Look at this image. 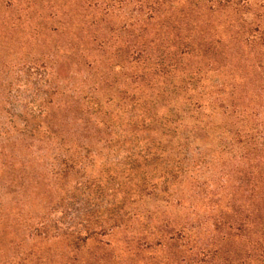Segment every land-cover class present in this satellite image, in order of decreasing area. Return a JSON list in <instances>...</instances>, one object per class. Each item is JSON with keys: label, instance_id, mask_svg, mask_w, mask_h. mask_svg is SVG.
Masks as SVG:
<instances>
[{"label": "trees", "instance_id": "16d2710c", "mask_svg": "<svg viewBox=\"0 0 264 264\" xmlns=\"http://www.w3.org/2000/svg\"><path fill=\"white\" fill-rule=\"evenodd\" d=\"M6 69L47 88L24 106L31 116L64 117L42 140L37 121L0 123V264H264V0H0L3 107L16 85ZM50 141L71 152L49 173L71 184L58 189L66 229L55 205L7 208L26 192L23 170L45 164L49 148L34 144ZM169 203L190 216L160 221ZM113 234L125 236L102 241ZM52 242L62 250L43 249Z\"/></svg>", "mask_w": 264, "mask_h": 264}, {"label": "rangeland", "instance_id": "374dc122", "mask_svg": "<svg viewBox=\"0 0 264 264\" xmlns=\"http://www.w3.org/2000/svg\"><path fill=\"white\" fill-rule=\"evenodd\" d=\"M54 42H57V40H55ZM54 43H52L50 46H53ZM14 59L16 60V58L14 57ZM7 71V76L5 77V79L3 81H6V83H11L13 82V84H16L14 86V88L12 89L11 92V102L8 105L0 106V123H6L10 117L7 116L5 114V112H9L12 114V116L14 115H20V117H22L20 120L16 119L15 117L12 118V121L15 123V126L21 125V121L22 119H26L28 121H37V123L41 124V129H40V134H39V139L42 140V134L41 131L43 129V127L45 126V124L50 123L52 124L55 123V121H59L60 119H62L64 117V111L62 108H60L58 110V108L56 106L52 107L49 106L47 107L46 110V114L41 116L39 119H36L34 116H31V114L29 113L30 108H25L24 106L26 105V103L28 101H30V99L32 98L33 95H36V101H40L43 99V95L44 93H46L47 88L41 87L39 88V92H33V84L35 83L33 80V78L28 80V83H25V79H27L23 74L21 73H17L16 69H6ZM15 79H18L19 82H16ZM51 80V79H50ZM54 81V80H53ZM69 81L68 79L63 80L62 82L65 83ZM26 84V85H25ZM58 87V84H56ZM71 87V82L69 85H66ZM55 87V85L53 84L51 86V88ZM64 88V86H63ZM59 92V91H58ZM3 94H5V92H3ZM2 94V96H3ZM38 96V97H37ZM54 99L55 102H57L58 100L61 101H67V96L63 95V97H61V95H55L54 97H52ZM33 99V98H32ZM18 100V101H17ZM17 101V102H15ZM3 109V110H1ZM4 112V113H3ZM217 121L220 120V116L217 117L216 119ZM35 148L37 147H43V149L45 148H49L48 150V154H47V158L45 159V164L41 167H37L38 165L32 166V167H28L27 169L23 170V184L26 187V192H18L17 189H13L14 192H16V194H10L6 197V199L8 200V204H7V208H11V211L14 213H17L19 210H12V208L16 207V203H18L19 201H24L25 203V209L23 211L24 215H45L47 214L48 210L50 209L49 205L53 206L55 205L57 207L56 213L52 214L50 219L53 222H57L56 226L58 228H62V229H66L69 228V226H71V211L67 209V205L69 204V201H64L61 202L62 199H68L69 195L65 196L64 193H61L60 187H63L64 191H71V184L65 180L61 181L60 178L58 179H51L49 173H50V164L52 163L53 159H64V158H69L71 157V152L66 154L64 150L60 151L58 147L55 146V141H50V142H44L42 145H39V143L34 144ZM37 146V147H36ZM57 149V151H56ZM55 150V151H54ZM96 150V149H95ZM45 152V151H44ZM43 152V153H44ZM96 155H94V165L86 170V174L87 175H91L93 177L98 176L99 172L101 170V164L104 162V160H106V155L105 153H98V151L95 153ZM98 154V155H97ZM209 156V159L211 158V160H216L217 156L216 153H206ZM82 155V154H81ZM26 156V155H25ZM55 156V158H54ZM109 161L111 160V156L108 157ZM92 159V158H91ZM27 160V158H26ZM61 160V159H60ZM90 161V159H89ZM58 170H62L61 168H58ZM203 177L206 178V175H204ZM203 179V178H202ZM52 182L53 184L57 185V188L55 189V193L50 197V196H45L46 191L48 190V185L49 182ZM22 183V181L20 182ZM190 184H188V182H185V184L183 185V189L185 190V196L188 194L189 192L187 191L189 188ZM109 189H111V187H108V195H109ZM182 189V190H183ZM180 191V190H179ZM12 192V190H11ZM70 193V192H69ZM24 194V195H23ZM43 194V196H42ZM187 195V196H188ZM43 197V199L41 200V205H36L34 203V199L35 197ZM186 196V197H187ZM180 198H183L182 195H179ZM51 203L48 204L47 203ZM61 202V204H60ZM60 204V205H59ZM198 206H201L202 208H204V206L199 203ZM55 207V208H56ZM148 208V207H147ZM73 209H78L75 207H73ZM139 211H144V208L139 207L138 208ZM203 209H201L200 211H202ZM201 214V213H200ZM190 215H188V210L187 209H183V208H176L174 206V204L169 203L168 206H161L160 211L156 214V217L160 220V221H166V222H173V221H182L183 219H185L186 217H189ZM141 222V220H138V222ZM139 228V232L141 231L140 226H136L135 229ZM125 235L124 234H113L111 237H106L104 240L102 241H106V240H110V242L112 244L114 243H118L121 242L123 237ZM98 240V239H97ZM94 245L92 243L88 244V247H90V249H92ZM63 248V243L61 242H52V243H48L47 245L43 246V249H50L51 251H55V252H59L61 251Z\"/></svg>", "mask_w": 264, "mask_h": 264}]
</instances>
